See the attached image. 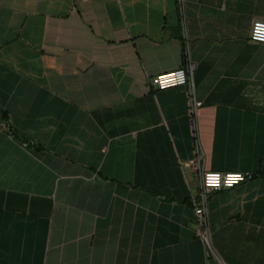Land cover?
<instances>
[{
    "label": "crops",
    "instance_id": "obj_1",
    "mask_svg": "<svg viewBox=\"0 0 264 264\" xmlns=\"http://www.w3.org/2000/svg\"><path fill=\"white\" fill-rule=\"evenodd\" d=\"M0 0V264H264V0ZM194 65L186 86L151 83ZM252 176L208 201L190 165Z\"/></svg>",
    "mask_w": 264,
    "mask_h": 264
},
{
    "label": "built area",
    "instance_id": "obj_2",
    "mask_svg": "<svg viewBox=\"0 0 264 264\" xmlns=\"http://www.w3.org/2000/svg\"><path fill=\"white\" fill-rule=\"evenodd\" d=\"M176 2L179 8V13L182 17V24L185 25L186 0H176ZM250 38L264 44V21H253ZM151 83L156 88L160 89L175 86H186L191 102L190 114L191 116L193 115L194 118L193 124L196 123L195 116L197 114L198 103L196 102L194 65L190 62V60H187L183 67L179 69L155 75L152 77ZM0 126L6 129L9 128L8 123L3 121L1 116ZM189 163L193 167V170L197 173L200 185L199 193L192 201L195 213L196 234L208 247L210 253L214 251L208 208L210 195L213 192L233 188L251 178L252 175L244 172H215L206 170L201 140L196 133H194V153ZM233 177H238V179H230Z\"/></svg>",
    "mask_w": 264,
    "mask_h": 264
},
{
    "label": "trees",
    "instance_id": "obj_3",
    "mask_svg": "<svg viewBox=\"0 0 264 264\" xmlns=\"http://www.w3.org/2000/svg\"><path fill=\"white\" fill-rule=\"evenodd\" d=\"M5 114H6V113H5L2 109H0V116H1L2 120L4 119ZM224 190H226V189H224ZM221 191H222V190H221Z\"/></svg>",
    "mask_w": 264,
    "mask_h": 264
},
{
    "label": "snow or ice",
    "instance_id": "obj_4",
    "mask_svg": "<svg viewBox=\"0 0 264 264\" xmlns=\"http://www.w3.org/2000/svg\"><path fill=\"white\" fill-rule=\"evenodd\" d=\"M230 179L235 180V179H238V177H233V178H230Z\"/></svg>",
    "mask_w": 264,
    "mask_h": 264
}]
</instances>
